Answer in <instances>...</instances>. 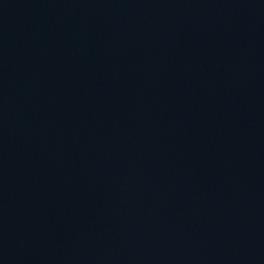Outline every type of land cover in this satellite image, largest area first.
<instances>
[{"label": "water", "instance_id": "water-1", "mask_svg": "<svg viewBox=\"0 0 264 264\" xmlns=\"http://www.w3.org/2000/svg\"><path fill=\"white\" fill-rule=\"evenodd\" d=\"M0 264H264V0H0Z\"/></svg>", "mask_w": 264, "mask_h": 264}]
</instances>
